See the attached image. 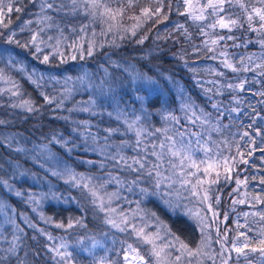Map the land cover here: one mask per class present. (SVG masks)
<instances>
[{"label":"trees","instance_id":"16d2710c","mask_svg":"<svg viewBox=\"0 0 264 264\" xmlns=\"http://www.w3.org/2000/svg\"><path fill=\"white\" fill-rule=\"evenodd\" d=\"M108 2L110 7L115 9L126 0H108ZM244 2L249 6H261L259 0H244ZM9 3H12L14 8L19 7L22 10L7 13L4 21L11 22L7 28L0 26V31L6 34L15 31V39L24 44L32 35L30 30L44 28L41 36L45 43L41 44L42 52L36 54L31 45L22 48L16 44H8L6 37H0V50H7L0 57V68L16 81L21 92L20 96H11L8 92L0 94V120L5 121L0 125V180H7L14 188L25 193L24 197L18 198L0 184V201L8 205L6 209L8 216L23 228V232L14 233L13 226L6 222V217L0 216V249L9 247L14 234L20 236L15 256L10 261H0V264H57L59 257L49 249L56 248L61 243L67 244V251L72 253L70 264H93L94 260L99 261L104 257L115 261L116 264H124L122 250L127 247V243L121 242H134L135 237L130 236L131 230L120 232L105 223L108 213L100 211L98 200L94 204L93 197L87 189L73 183H65L67 177L52 176L45 170L51 165L39 157L38 153L41 146L47 145L74 172L90 178L91 184L99 189L100 195L119 191V187L115 183H109L106 178L114 176L125 181L121 188L125 192L127 181L135 177L136 173L123 169L122 164H117L105 156L116 155L118 150L120 155L126 157L141 156L140 149L143 148L148 161H146L147 166L150 167L149 162L153 161L152 156L147 155L153 150L150 146L159 145L161 141L167 144L165 136L175 135L177 131L185 132V139L191 138L193 142L196 138L189 137L191 132H202L204 134L202 138H207L208 134H211L212 140L222 149L221 159L235 158V161L229 160V163H235L232 172L228 174L229 178H226L221 167L218 183L210 186V202L218 214L215 224L217 233L212 238L215 253L221 251V245L216 243V240H222L228 229L230 230L227 231V241L222 240L228 249H231L238 233L244 234L236 240L238 245L246 242V236L251 246H257L256 241L264 238V235H260L264 229V221L251 215L245 221L242 214L262 209L264 205L252 208L247 203L233 204V200L245 198L243 196L245 192L260 193L261 188H264V185L259 183V178L264 176V152L260 151L264 149V119H261L264 117V103H261L264 101V96L253 95L264 91V75H257L264 72V67H256L264 64V48L258 43L264 38V34L247 30L246 17L238 7L229 9V13L234 14L233 19L238 15L244 23V28H234L229 32L219 27L215 29L208 27L214 22L215 17L203 22H194L180 15L179 13L184 11L183 0H171V11L168 10L169 0H163L164 11L160 16L153 17L137 28L135 36L129 31L120 30L107 34L104 39L100 38L95 42L92 40L96 46L92 55H88L87 43L91 41L89 22L82 11L72 14L69 8H65L64 12L51 13L54 21L51 22L53 26L49 28L45 24L36 23L39 19V0L36 3H33V0H4L5 12ZM157 3L158 0H138L136 6L126 12L122 20L123 25L130 29L136 22L128 19L129 15H139L142 7L154 9ZM164 15L168 16L167 20H162ZM157 20L162 22L157 23ZM28 21L33 23L27 24ZM84 25L88 27L81 32L80 29ZM179 25H183V28ZM21 27H26V30L21 32ZM145 35L147 39L139 43L138 41ZM221 35H233L238 39L219 40ZM121 36L124 38L121 39ZM214 39L218 41L215 45L212 44ZM249 40L251 43L248 42ZM57 41L60 42L58 45ZM78 49L84 51L83 56ZM45 54L49 55L47 64L41 62ZM249 56H252L251 61L248 59ZM225 59L237 68L241 67L240 60L243 59L244 65L254 68L255 71L232 72L222 64ZM105 70L117 85L119 95L123 97L121 108L126 111L125 118L131 122L136 117H140L131 130L123 120L118 121L107 115L108 111L113 110L112 106L105 107L103 116L92 117L83 112L68 111L89 99L90 93L81 87L78 78L86 76L99 80L105 76ZM136 73L152 77L155 81L154 86L148 88V91L139 81L133 84L130 74ZM29 75L39 80L40 87L28 79ZM241 80L247 81L245 91L240 92L228 87L229 84L235 85ZM7 87L11 85L0 82V89ZM66 88L68 91H65ZM41 93L55 97L56 100L49 104ZM136 95L146 96L148 102L142 106L133 99ZM61 98L64 99V104L63 107L58 108L57 103ZM22 100H30L36 110L27 111L25 108L11 107L13 103L19 105ZM236 100L240 102L236 103ZM213 104H217L218 107L213 108ZM183 105H191L192 108L188 110L183 108ZM233 108L238 109L239 112L231 111ZM192 111L198 116H206L209 123L204 125L199 121L195 124L191 123L188 117L192 115ZM65 116L70 119L65 121L63 119ZM172 117H176L179 122L177 123ZM253 118L256 119V123L249 127ZM81 120H90L91 127L88 131L97 137L96 144L92 140L85 144L71 131V128ZM216 128H219V131H215ZM105 129L117 131L109 136ZM140 129L143 130L140 136L142 143L137 146L136 133ZM157 129L161 131L158 132ZM257 129L260 135H256ZM244 132H248L249 135L244 136ZM59 134H63L66 139H72L78 145L71 155L59 145L50 143L51 137ZM105 137H108L107 146H105ZM176 139L179 137L177 136ZM193 146L195 147V143ZM102 147L105 152L104 157L100 155ZM16 148L24 151L18 152ZM155 150L160 151L159 147ZM196 155L197 158L201 156L200 153ZM242 160H248V164H244ZM42 162L45 164L44 168L40 167ZM101 163L104 164L103 175H106L104 178L100 177ZM21 172L26 175L21 176ZM237 176L241 180L247 179L248 183L246 186H240L239 191H234L238 187L235 183ZM104 181L107 183H102ZM139 186L154 191L152 182L146 176L140 180ZM131 192L140 194L138 187H133ZM28 193L34 194L40 203L33 204L28 201ZM119 194L121 195L120 191ZM260 194L264 197V193ZM129 196L131 198L126 200L122 194L114 205L120 206L122 202L128 203V201L137 205L139 201L140 209L143 211L139 209L138 213H144L158 220V223L168 225L172 232L179 235L191 247L196 246L200 239V229L182 213L181 206L173 211L152 197ZM217 199L219 203L216 202ZM247 199L251 201V195ZM182 202L184 204L185 200L182 199ZM34 207L36 211H33ZM12 208L16 210L15 214L11 211ZM123 208L124 204L120 210L124 211ZM130 211L131 209L127 212ZM41 213L45 218H51V222L46 223L42 220ZM152 213L155 215L153 216ZM21 214L26 219H22ZM225 214L228 215L226 221ZM70 220L73 227L68 228ZM77 221L81 223L78 224ZM237 221L246 224V227L238 228ZM29 223L35 224L37 228L30 227ZM56 224H63L64 227L57 228ZM249 228L252 230L248 231ZM38 229H42L44 234ZM89 238H94L102 245L92 249V254L82 250L91 248L92 240ZM80 239L84 240L83 244L78 243ZM147 250L146 246L142 249L144 252ZM245 251L248 252L247 259L242 255L238 257L234 251L224 252V258L231 256L228 264H264L259 253H252L248 249ZM3 255L5 253L0 252V256ZM60 264L63 262L61 261ZM216 264H221L220 256H216Z\"/></svg>","mask_w":264,"mask_h":264},{"label":"snow or ice","instance_id":"6c2138e0","mask_svg":"<svg viewBox=\"0 0 264 264\" xmlns=\"http://www.w3.org/2000/svg\"><path fill=\"white\" fill-rule=\"evenodd\" d=\"M37 0H33V3H36ZM138 0H126L125 3L119 4L115 9L110 7L108 0H39V19L36 23L45 24L46 27H52L53 24L51 22L54 21V17L51 13H59L64 12L65 8H69L72 14H77L79 12H83V14L90 18V21L99 20L102 24H106L107 32L120 31L128 32L130 29L125 27L122 23V20L129 9H132L136 6ZM260 7L255 5H247L244 0H205V2H201V0H183L184 11L179 14L182 16H186L192 21L203 22L208 20L210 17H215L214 22L210 23L208 27L215 29L217 27L221 29H227L229 32H232L234 28L243 29L244 23L241 22L240 17L237 15L235 19L232 18V15L229 13V9L238 7L241 13L246 17L247 30L254 33L264 34V0H259ZM7 11L5 12L4 0H0V26L7 28L8 23H5L4 18L7 13H11L13 10L16 12H20L22 9L19 7L14 8L12 3H9L6 6ZM168 10L171 11V0H169ZM164 11L163 0H158L157 6L153 9L151 7H142L140 8L139 15H129L127 18L135 21L133 25H131V34L133 36L136 35V29L141 27L142 24L146 23L148 20H151L153 17L160 16V14ZM222 13L224 15H222ZM168 16L164 15L162 20H167ZM162 20H157V23L162 22ZM27 24H32L33 21L26 22ZM258 25V26H254ZM58 27V26H57ZM88 25H84L81 27L80 31L84 32ZM180 28H183V25H179ZM26 30V27H21L20 31L23 32ZM32 31V35L24 44H21L19 40L15 39L16 32L11 31L9 33H5L0 31V37H6V43L8 44H16L22 48H28L29 45L32 46L34 52L39 54L42 52L41 44H44L45 41L41 36V33L44 31V28H39L38 30H30ZM62 31V29H61ZM203 32V28L201 29ZM104 32H101L103 35ZM207 35V33H205ZM93 36L95 33L93 32ZM121 39L124 37L121 36ZM51 39V37H49ZM147 39V36L141 37L138 41L139 43H143V41ZM238 37L233 35L227 36H219V40H235ZM251 43V41H248ZM60 42L57 41V45ZM217 40H212V44H217ZM261 48H264V38L258 41ZM75 46V45H73ZM94 42H89L87 47V54L92 55L93 49L95 47ZM103 45H101L102 47ZM58 50V49H54ZM80 50V49H78ZM7 50H0V57L3 56L4 52ZM81 51V55L83 56L84 51ZM215 58V57H213ZM75 59V57H73ZM248 59L251 61L252 56H249ZM11 63V60L9 61ZM42 63L47 64L49 62V55L45 54L41 61ZM63 62V61H62ZM222 64L229 68L232 72H250L255 71L254 68H250L243 63V59L240 60L241 67L237 68L233 64H231L227 59L222 61ZM256 67H264V64L256 65ZM23 70V69H21ZM257 75H264V72L257 73ZM131 82L136 84L138 81L146 84H155V81L152 77L146 74L136 73L135 75L130 74ZM28 79L40 87V83L38 79H34L32 75L28 76ZM42 79V77H41ZM71 79V78H68ZM0 82L11 85V87H7L4 89H0V94L4 92H8L11 96H20V88L17 85L16 81L13 80L10 76H8L2 68H0ZM78 82L81 87L87 90L90 95L87 101L80 103L77 107L68 109L69 112L79 111L83 113L89 114V116H103L104 109L106 106H112L113 110L108 111L107 115L112 118L114 117L116 120H123L125 124H127L128 129L131 130L135 124L139 121L140 117H136L134 121L129 122L126 117L125 109L121 108V104L123 103V97L119 95L117 85L112 80L110 74L105 70V76L101 77L99 80H93L91 78H87L86 76H82L78 78ZM247 81L241 80L239 83L232 85L229 84L228 87L233 90H239L240 92L245 91V84ZM138 90V89H137ZM65 91H68L66 88ZM210 91V90H209ZM44 96V99L52 104L56 98L49 97L48 95L41 93ZM220 94V93H218ZM253 95L264 96V91H260L258 93H253ZM135 101L140 103L142 106L148 102V98L146 96L136 95L133 97ZM239 103V100L235 101ZM264 103V101H261ZM64 99L61 98L57 107H63ZM11 107H21L25 108L27 111H34L32 102L30 100H22L19 105L13 103ZM185 109L191 110V105H183ZM213 108H217V104L212 105ZM233 112H239L238 109H231ZM210 115V114H209ZM195 117V119H192ZM65 121H68L70 117H63ZM172 119L179 122L176 117H172ZM189 121L195 124L197 121L200 122L201 125L208 124L206 116H198L195 111H192V115L188 117ZM264 119V117H261ZM4 120H0V125L4 124ZM256 123V119H252V124L249 127H252ZM91 127L90 120H81L76 123L75 127L71 128V131L78 135L85 144L88 143L89 140H92L94 144L97 143V137L92 135L88 129ZM79 129H83V131H79ZM108 132L109 136L114 134V129H105ZM142 129L137 130V140L136 145L139 146L142 141L140 136L142 135ZM157 131H161V129H157ZM167 131L166 129L164 130ZM215 131H219V128H216ZM259 129L256 130V135H260ZM185 132L177 131L175 135H166L165 139L168 141L166 144L164 141H161L159 145L153 144L152 151L147 153V155L154 156L155 162L151 163V167L147 166L146 158L144 156H134V157H126L124 155L119 154V150L116 155L105 156L104 148L100 149V155L105 156L107 159H111L115 161L117 164H122L123 169L128 170L131 173H136V176L131 180L127 181V191L131 192L133 187L139 188V193L142 198H147L149 196H160L163 202L173 211L178 205L174 204L170 197L172 196L173 191L176 193L177 199L180 197L179 190L174 189L173 185L179 184L180 188L187 189L191 192L192 195L200 196V202L206 203L211 200L209 192L211 190L210 186L218 183L219 178L221 176L220 168H223L224 174L226 178L228 174H230L235 167V163H229V160L235 161L234 157H222V149L219 148V145H216V142L212 140L211 134H208L207 138H202L204 134L202 132H191L189 133V137H195V142L191 138L185 139ZM244 136H248V132L243 133ZM179 139H176V137ZM108 137H105V146H107ZM50 143H55L59 145L61 148L65 150L66 153L71 155L73 150L78 147L72 139L64 138L63 134L53 135L51 137ZM195 143V147L193 146ZM224 143V142H222ZM215 145V147H213ZM123 144L121 145V148ZM159 147L160 151H156L155 149ZM16 151H24V149L16 148ZM95 150V149H93ZM140 151H145V149H140ZM260 151L264 152V149H260ZM203 153V158H197V153ZM239 154V153H238ZM242 155V154H240ZM251 155V153H249ZM39 157L46 162H48L51 166L46 168L45 170L49 172L52 176L64 178L65 183H73L77 186L85 188L88 190L89 194L93 197V203L99 201V209L100 211H105L106 213H116V209L111 207L112 200L120 199L119 191H113L111 193H105L107 195V204L108 207L105 208V198L104 195L99 194V189L91 184L90 178L84 177L76 172H74L66 163L63 162L62 158L58 157L54 154L47 145H43L40 148V152L38 153ZM165 157H168L166 163L169 165V168L161 170L164 167ZM244 164H248V160H242ZM92 163V161H89ZM41 168L45 167V164L42 162L40 164ZM168 172L169 174H165ZM213 173L215 174L213 176ZM15 175V174H14ZM21 176L26 175V173L21 172ZM147 177L152 182V188L154 191H150L148 187H140V180L144 177ZM255 179V178H254ZM88 182L85 183L84 181ZM115 183L123 187L125 181H122L119 177H112L109 180V183ZM235 183L238 186L234 191H239L240 186H246L248 181L247 179L241 180L239 176L236 177ZM259 183L264 185V176L259 178ZM0 184H2L5 188L8 189L10 193L15 195L18 198L24 197L25 193L21 190L14 188L7 180H0ZM205 185H209V187H205ZM103 187V185H101ZM166 189H171L172 191H166ZM203 193V195H201ZM260 193H264V188H261ZM260 193L250 194L243 193L245 198L233 200V204H249L252 208H257L258 205H264V197ZM251 195V201L247 199V197ZM164 197H169V199H164ZM28 201H31L33 204H39L40 201L36 198V196L32 193H28L27 197ZM219 203L218 199L216 201ZM208 211L212 213L213 217H217V213L212 207L211 203L207 204ZM8 209V205L3 201H0V216L7 217V223L11 224L15 232H23V228L20 227L19 224H16L11 216H8L6 211ZM137 209H140V203L137 201ZM11 211L15 214V209L12 208ZM33 211H36V208H33ZM142 212L143 210L140 209ZM233 211L235 209L233 208ZM137 212H133V218L137 215ZM154 216L155 213H152ZM190 216L198 217L197 225L200 227L202 238L199 243L193 248L191 247L184 239H182L179 235L172 232V230L168 227V225L163 224L161 222V228L164 232V236H171V240H165L164 236L161 235L160 231L156 232H146L144 227H137L135 223H131L130 225V236H134L135 240L133 243H128L127 241H122L121 243H127V247L123 248V261L124 264H205L204 258L212 261V264H216V256L221 257V264H228V260L231 259L229 255L227 258H224V252L234 251L237 253V256H244L247 259L248 252L245 249H248L252 253H259L260 259L264 262V238L256 241L257 246H251V242L248 241V237L245 236V243L237 244L236 240L239 236L244 235L243 233H238L237 237L233 240L231 249L225 247V244L222 242L227 241V231L226 230L224 236L221 239L216 240V243L221 245V251L215 253L213 255L212 252L207 251L211 247V237L204 232L205 227H210V225L206 224L207 216H200V213L192 214L188 213ZM247 221V217L249 215L253 217H259L260 221H264V208L259 209L257 211H253L251 213L245 212L242 214ZM41 219L46 223L51 222V218H45L43 214H40ZM119 219L115 216L107 215L105 223L110 224L113 228L117 229L120 232H128L129 231V223L130 217L124 214L123 212L118 214ZM22 219H26L21 214ZM228 219V215H224V220ZM215 221H213L214 223ZM76 223L80 224V221ZM238 228L246 227V224H240L238 221L236 222ZM29 226L36 229L37 226L35 224L29 223ZM57 228H63V224H56ZM83 226V225H81ZM73 227V223L71 220L68 223V228ZM41 234L43 233L42 229H38ZM252 229L249 228L248 231ZM219 231V230H218ZM260 235H264V229H262ZM20 239L19 235L13 236V240L9 242V247L7 249H0V252L5 253V255L0 256V261H10L13 256L16 254L17 250V241ZM49 239L51 237L49 236ZM92 240L91 248H84L82 250L89 252L92 254V249L102 245L99 244L94 238H89ZM164 240L163 243H158V241ZM79 244H83L84 240L80 239L78 241ZM148 246V250L146 252L142 251L144 246ZM67 244L61 243L58 247L49 249L56 253V256L59 257L57 264H60L62 261L63 264H70V259L72 257V253L67 251ZM64 249V251H61ZM93 264H116L115 261H110L106 257L101 258L99 261H93Z\"/></svg>","mask_w":264,"mask_h":264},{"label":"rangeland","instance_id":"374dc122","mask_svg":"<svg viewBox=\"0 0 264 264\" xmlns=\"http://www.w3.org/2000/svg\"><path fill=\"white\" fill-rule=\"evenodd\" d=\"M88 22H89V31H90L89 38L91 39V41L89 40V42L98 41L100 38L104 39V36H106L107 34H113V33L117 32V31L107 32L106 31L107 25L106 24H102L99 20L90 21V18L88 17ZM102 31L104 32L103 35H101V32ZM93 32L95 33V36H92L93 35ZM129 33L131 34V27H130ZM111 36L113 38V35H111ZM101 42H103V40ZM99 48H100V46H99ZM140 84L144 88H146L147 90H148V88L154 86L153 84H146V83H142V82H140ZM150 147L152 149V146H150ZM143 152L144 151L141 152L142 153L141 156H144L146 158V156L144 155ZM198 153H200V152H198ZM200 154H201L200 158H203V153H200ZM102 157H104V156H102ZM152 159H153V161H150L149 162L150 163V167H151V163L152 162H155V157L154 156H152ZM167 159H168V157H165L164 167L161 169L162 171L164 169L169 168V165L166 163ZM146 161H147V158H146ZM100 167H101V169H100L101 170V173H100L101 176L100 177L101 178H104V177H106V175H103V173H104L103 172V170H104V164L101 163ZM165 174L167 175L169 173L168 172H165ZM106 178L108 179L107 180L108 182H109V180L112 179V177H106ZM102 183H107V182L104 181ZM113 183H115V181H113L112 184ZM115 185H117V184L115 183ZM118 187H119L118 190L121 192V195L123 194V196L126 198V200H128V198H131L130 196L128 197V195H137V196L140 195L138 193L129 192L127 190L124 192L121 189L122 187H120V186H118ZM205 187H209V185H205ZM173 188L179 190L180 197H179V199H177L176 193L173 191L172 196L170 197V199L172 200V202L174 204L182 207V211H183L182 213H184V215H186L190 220H192L193 222H195L197 224L198 217H194V216L188 215L189 212H191L192 214H195V213L198 212V213H200V216H205V215L207 216V220L205 221V223L208 224V225H210V227H205L204 232L207 233L211 237V247L209 249H207V251L212 252L213 255H214L215 254V250L213 248V245L214 244H213L212 238H214L215 235H216V233H217V229L215 228V224H216L217 217H213L212 213L208 211L207 204L208 203H211L210 200L208 202H206V203H201L200 202V196L192 195L189 190L184 189V188H180V185L179 184L173 185ZM153 190H155V189H153ZM166 191H172V190L171 189H166ZM121 195H120V197H121ZM201 195H203V193H201ZM149 197H152L154 200L158 201L159 203H163V205H166L163 202V200L161 199L160 196H149ZM104 198H105V208H107L108 207V204H107L108 197H107V195H105ZM164 199H169V197H164ZM182 199L185 200L184 204L182 202ZM119 200L120 199H115V198L112 200L111 207L116 209V213H108V215L115 216L117 219H119L118 214L121 213V212H123L124 214H126L127 216L130 217V223H129V226H128L129 227V230H131L130 229L131 223H135L137 227H144L146 232H156V231H160L161 232V235L164 236V232H163V230L161 228V224L158 223V220H156V219H154L152 217H149V216L145 215L144 213H140V212L138 213L137 211H139V209H137V205L134 202L132 203L131 201H128V203L122 202L120 206H115L114 205L115 202H117ZM98 203H99V201H98ZM123 204H124V208H125L124 211L120 210V208H121V206ZM129 209H131V211L128 213L127 211ZM133 210L138 213L134 218L132 216ZM6 219H7V217L5 218V220ZM213 221H215V222L213 223ZM113 229H115V228H113ZM199 229H200V227H199ZM115 230H117V229H115ZM201 238H202V233H201V230H200V239L198 240L197 244L199 243V241L201 240ZM164 239L165 240H171L172 237H170V236H164ZM163 242H164V240L158 241V243H163ZM145 246L148 248L147 245H145ZM204 261H205V264H212V261L209 260V259H207L206 257L204 258Z\"/></svg>","mask_w":264,"mask_h":264}]
</instances>
